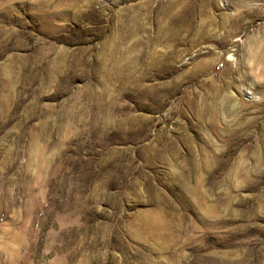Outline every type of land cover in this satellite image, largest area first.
Segmentation results:
<instances>
[{
  "label": "rangeland",
  "instance_id": "obj_1",
  "mask_svg": "<svg viewBox=\"0 0 264 264\" xmlns=\"http://www.w3.org/2000/svg\"><path fill=\"white\" fill-rule=\"evenodd\" d=\"M0 264H264V0H0Z\"/></svg>",
  "mask_w": 264,
  "mask_h": 264
},
{
  "label": "bare ground",
  "instance_id": "obj_2",
  "mask_svg": "<svg viewBox=\"0 0 264 264\" xmlns=\"http://www.w3.org/2000/svg\"><path fill=\"white\" fill-rule=\"evenodd\" d=\"M227 5V4H226ZM51 18V17H50ZM230 18V17H229ZM50 20V19H49ZM169 32V31H168ZM116 49V48H115ZM118 50V49H117ZM113 53H110L109 54V59L110 60H112L111 62H114L113 63V66L110 68L112 71H115V69H117V67H116V62H115V55H117L116 53L114 54V52H115V50L114 51H112ZM106 54V53H105ZM107 62V61H106ZM109 66V65H108ZM102 69H104V68H102ZM117 71V70H116ZM198 189H200V188H198ZM201 190V189H200ZM202 191V190H201ZM200 193V192H199ZM199 195V194H198ZM200 200V199H199ZM138 222H139V220H137ZM149 223V222H148ZM148 224H146V226H147ZM170 225V224H169ZM142 226H143V224H142ZM141 226V227H142ZM139 227V226H138ZM140 227V228H141ZM150 227V226H149ZM149 227H147V228H149ZM162 227V226H161ZM167 227V226H166ZM155 228V227H154ZM164 228V227H163ZM150 229V228H149ZM151 229H152V227H151ZM172 229V228H171ZM143 230V229H142ZM160 230V229H159ZM175 231V230H174ZM156 232V230L154 231V233ZM159 232V231H158ZM158 232H156V233H158ZM152 233V232H151ZM162 233V232H161ZM160 232H159V235H163V233L161 234ZM173 234V233H172ZM165 235V234H164ZM173 235H175V233L173 234ZM178 236V235H177ZM159 237V236H158ZM166 237V236H165ZM167 237H169V236H167ZM174 237V236H173ZM179 237V236H178ZM161 238H163V237H161ZM164 239H166V238H164ZM170 240H172V239H170ZM180 240V239H179ZM173 241V240H172ZM176 242V241H175ZM174 241H173V243H175ZM178 242V241H177ZM166 243H168V242H166ZM6 252H7V250H6ZM11 252V251H10ZM16 253V251L14 252V254ZM6 255V254H5ZM13 256V255H12ZM16 260V259H15ZM15 262V261H14Z\"/></svg>",
  "mask_w": 264,
  "mask_h": 264
}]
</instances>
